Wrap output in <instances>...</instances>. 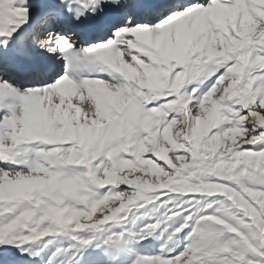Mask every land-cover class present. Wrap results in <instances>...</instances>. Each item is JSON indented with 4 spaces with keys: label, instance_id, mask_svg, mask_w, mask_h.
Segmentation results:
<instances>
[{
    "label": "snow or ice",
    "instance_id": "snow-or-ice-1",
    "mask_svg": "<svg viewBox=\"0 0 264 264\" xmlns=\"http://www.w3.org/2000/svg\"><path fill=\"white\" fill-rule=\"evenodd\" d=\"M152 191L187 243L135 264H264V0H0V264H117Z\"/></svg>",
    "mask_w": 264,
    "mask_h": 264
},
{
    "label": "rangeland",
    "instance_id": "rangeland-1",
    "mask_svg": "<svg viewBox=\"0 0 264 264\" xmlns=\"http://www.w3.org/2000/svg\"><path fill=\"white\" fill-rule=\"evenodd\" d=\"M145 195L148 198L147 200L135 202L126 212L118 216L116 221L112 222L117 225L112 231L124 233L118 249H112L110 245L104 243L107 233L103 229L101 233L95 234L96 238L91 247L114 252L118 257L117 264H135L141 258L154 259L161 255L162 248L165 245L169 249L181 251L185 243H187L185 237L189 230L185 229L183 232L178 233L177 237L171 241L168 240V237L182 223L180 215H173V212L182 205H178L174 199H165L163 196H159L156 191L145 193ZM176 195L179 194L173 193L170 194V197ZM99 214L100 210L93 214L92 219L99 217ZM151 225L156 227L152 228ZM142 229L144 232L150 233V235L137 243L134 234ZM47 241H51V243H47L45 247ZM71 243L73 242L70 238L64 234L46 237L36 242L34 247L42 249L44 257L39 264H65L68 257L73 253H76L78 260V248H73L67 252L64 251ZM53 252H57V255L49 260Z\"/></svg>",
    "mask_w": 264,
    "mask_h": 264
}]
</instances>
